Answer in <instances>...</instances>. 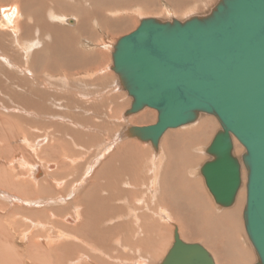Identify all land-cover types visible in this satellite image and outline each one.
<instances>
[{
    "label": "bare ground",
    "instance_id": "bare-ground-1",
    "mask_svg": "<svg viewBox=\"0 0 264 264\" xmlns=\"http://www.w3.org/2000/svg\"><path fill=\"white\" fill-rule=\"evenodd\" d=\"M56 1L21 0V8L12 5L4 10L0 20V28H10V42L18 46L11 50L8 42L0 48V123L6 125L5 132L11 129L8 125L19 129L21 141L35 153L30 157L34 162H27V153L15 150L9 141L5 143L4 139L11 137L0 131V186L16 193L8 195L10 204L0 201V264H153L155 257L158 259L167 251L159 263L162 264L172 247L167 250L165 236L171 223L179 224L185 239L216 246L219 259L248 264L249 250L237 230L246 203L244 179L233 204L225 207L229 209L222 210L212 203L198 175L197 161L203 151L200 144L208 139V129H203L201 120H197L200 113L185 128L168 133L162 149V138L158 145L153 144L155 149L135 141L122 144L124 149H139L129 157L117 145L120 133H106V128L111 124L116 128L119 122L108 121L94 103L97 97L88 94L87 84L65 81L72 77L68 72L62 79L54 77L58 70H84L97 64L100 53L82 55L74 45L77 37L91 36L94 28L104 26L115 34L125 26L120 24L122 20L108 14H120L130 1L153 0H59L64 4L63 10L79 16V20L68 19L79 24L75 30L52 25V18L61 12L56 11ZM9 60L16 63L15 67ZM23 65L29 66L27 70L32 73H26ZM97 67V71L103 70ZM33 71L48 74L40 77ZM120 82L123 86L121 78ZM131 107L126 114L143 109L130 112ZM110 117L114 119L113 115ZM136 119L142 124L154 120V116L145 111L127 121ZM131 128L130 135L136 136ZM42 133L49 136L44 147L40 145L48 137ZM56 148L59 151L54 155ZM241 152L242 148L236 145L234 156ZM5 153H14L11 162L5 161ZM41 153L47 157L46 162L41 160ZM50 160H57L56 169L49 170L56 167L48 164ZM43 162L48 164V173L37 180L45 175L46 168L40 165ZM82 168L86 175L78 180L74 174ZM53 186L66 195L73 194L72 201L66 210L54 205L45 210L49 219L44 221L42 207L38 208L41 201L46 204L51 196L39 195L53 191ZM79 187L82 188L77 191ZM0 195L4 197L1 189ZM57 195L51 202H63L62 195ZM67 213L76 216L75 226L67 224L66 221H74L64 216Z\"/></svg>",
    "mask_w": 264,
    "mask_h": 264
},
{
    "label": "water",
    "instance_id": "water-1",
    "mask_svg": "<svg viewBox=\"0 0 264 264\" xmlns=\"http://www.w3.org/2000/svg\"><path fill=\"white\" fill-rule=\"evenodd\" d=\"M113 69L133 97L130 112L151 107L154 124L133 126L134 135L159 139L169 128L213 114L218 131L202 173L215 201L229 207L242 184V163L234 156V138L245 148L247 174L244 221L264 264V0H219L205 17L183 22L142 19L113 54ZM162 264H215L200 243L175 232Z\"/></svg>",
    "mask_w": 264,
    "mask_h": 264
},
{
    "label": "rangeland",
    "instance_id": "rangeland-1",
    "mask_svg": "<svg viewBox=\"0 0 264 264\" xmlns=\"http://www.w3.org/2000/svg\"><path fill=\"white\" fill-rule=\"evenodd\" d=\"M61 1L57 0L55 2L56 6H57L56 11L57 12L61 11V12L56 14L57 17L52 18V21H51L52 25H55V26L62 28L64 30H67V29L68 30H75V29H77V27L79 25L77 23V21L75 20L74 23H70L68 21V19L70 18V21H71V18H73V17L77 18L79 16L77 14L72 13L71 11L67 12V11L63 10V8H62L63 3ZM106 1L109 2V0H106ZM119 1L122 2L124 0H119ZM125 1H127V0H125ZM218 1L219 0H186L183 3L177 2L175 0H173V1L172 0H153L152 2L148 1L149 3L146 1H143V2L142 1H139V2L138 1H136V2L130 1V2H128V4H126V6H123L124 9H121L122 12L120 14H115V15L114 14H108L109 17L119 19L120 21L122 20L120 24L122 26H125V27H123L125 30L123 28H121L115 34H113L112 29H110V28L109 29L105 28V26H104V28L98 27V28H94L91 36L88 35V36H84L81 38L77 37L75 39L76 43H78V44L75 43L74 45H76V49L79 50L82 55L86 54V53H91V54L100 53V55H99L100 57L98 56L99 60L96 62L97 63L96 65L93 64L91 67H86L84 70L83 69L82 70L81 69H78V70L75 69V71H74V69L66 68V70H67L66 71L63 68L64 69L63 72L61 70L54 72V77H56V79H62V77H64V75L68 72L67 74H69V76H72V77L71 78L67 77V79H65V81L66 80H70V82L76 81L78 83V85H81V86H83L84 83L87 84L86 87L88 88V94H92V97L93 96L97 97V99H96V101H94V103L99 108L101 107L102 113L106 115V117L108 118V121L110 123L119 122V126H116V128L114 127L115 125H112V124L110 125L109 128H106V131H107L106 133H108V135H110V136L114 135V134L118 135L120 133V136L118 135L117 145L119 144L120 146H122V147H120V150L122 149L121 153L123 155H124V153H126L127 155L125 154V156L130 157L131 155H133L134 153H137L139 151L138 148H137L138 150L137 149L135 150L134 148H131L130 150H128L127 148L126 149L123 148L122 144L129 143L131 141H135L138 144H145V145L155 149L153 147V143L151 141H142L138 137L130 135L129 128H131L133 126H144V125L154 124L158 119V111L154 108L145 107L142 110H140L139 112L132 113V114H126V110H128L131 107L133 98L123 88V86L120 82L119 75L112 68L113 67L114 46L117 43L118 39H120L122 36H124L128 33H131L132 31H134L139 26L141 20L144 18L154 17V18H157L161 21H172L173 19L185 21V20H187L191 17H194V16L203 17V16H206V15L211 13V11L214 9V7L218 3ZM32 4H35V3H32ZM100 4H102V3H100ZM12 5L20 7L21 6V0H1L0 1V20L2 19V15L4 13V10L8 9L9 7H12ZM52 6H53V4H52ZM85 6L88 7V4ZM93 6H96V5L93 4ZM2 7H4V9ZM60 8L62 10H59ZM65 17H66V20L64 19ZM122 18H124V19H122ZM9 29L10 28H7V30L0 28V48L2 47L3 44L7 45V43L9 42V44L11 46V50H12V49H16L18 46L14 45L16 42H14V41L10 42L11 31ZM15 41H16V39H15ZM104 41H106V43H103ZM33 51H35V49ZM33 51L31 52L32 54L35 53ZM21 56H22V59L25 60L23 57V53H21ZM9 61H11L10 63H12V60H9ZM15 64L16 63H12L11 64L12 67H15ZM97 66L103 67V70L101 72L97 71V70H99V68ZM23 69L27 70L30 68H29V66L23 65ZM69 72H71L72 74ZM26 73H32V71L27 70ZM33 73L37 76H40V77H42V76L44 77L45 74H48L46 72L43 73V71H41L39 73H35L33 71ZM93 73H94V75H92ZM49 75H51V74L49 73ZM102 103H103V105H102ZM145 111H150L151 115L154 116V120H152L150 122L142 123V124L137 122V119L133 120L131 122L127 121V120H130V118L138 116ZM110 115H113L114 119L112 117H110ZM200 115L201 116L199 118L197 117L198 118L197 120H199V119L201 120V122L203 124V129H208V137H207L208 139L206 140V142L200 144V145H203V146H201V148H203V151H202V155L200 156V158L197 161V163H199L198 164V175L200 176V178L202 180V186L204 187L206 192L210 195L212 203L216 207H219L222 210L223 209L226 210L229 208L221 207L215 202L209 188L206 185L204 176L201 173L202 165L206 161L212 159V155L207 152V148L210 145V143L212 142L215 134L219 130H221L222 127H221L218 119L214 115L208 114V113H200ZM211 117H213V118H211ZM189 124H191V123H189ZM5 126L1 125V123H0V131L3 130V127H5ZM186 126H188V124L180 126L178 128L168 129L163 134V136L161 137L162 139L160 138L161 139L160 149H162L163 141H164L165 137L168 135V133H171V132L176 131L178 129H183ZM7 127L11 128V129H6L7 133L5 132V130H3L2 135L4 136V132H5L11 138L9 140L4 139V141L6 140V141H9L10 143H12L14 148L16 147L15 150H17V151L20 150L22 153H24V152L27 153V156H28V157L26 156L27 162H30V163H31V161L34 162V160L30 159L31 153H34V152L30 149V146L28 147L27 144H25L21 141L22 136L18 135V134H20V130L15 129L14 126L10 127L8 125ZM211 127H212V129H211ZM44 135L48 137V140H46V142H44L40 145L43 147L46 146L49 142V136L46 135L45 133L41 134V136H44ZM42 138H45V137H42ZM6 141H5V143H6ZM20 145L23 147H21ZM236 145H238L240 148H242V152L240 154H235V155L240 159V161L242 163V171H243L242 172V174H243L242 179H244V187H243L244 189L243 188L242 189L244 190V193H246V201H247V191H246L247 190V187H246L247 184L246 183H247L248 171H247V169L244 166L243 161H242V155L245 152V148L236 138H234V147ZM75 147L77 148V150H81L79 147H77V146H75ZM58 151H59V149L56 148L53 151V154L55 155ZM156 151H159V150H156ZM41 154H42L41 160L46 162L45 159L47 157L45 158L44 154L43 153H41ZM3 156L6 157V159H7L5 161L7 163H9L14 158V153L11 155H8L7 153H5V154H3ZM163 161H164V156H163ZM45 162L40 164L41 166H45L44 168L47 167L46 165L51 164V163H53V165L56 166L55 168L50 167L49 170H53V169H56L58 167L57 160H52L48 164H46ZM133 165H132V168H134ZM44 171H45V175L42 174L40 176L41 178L37 179V180H42L43 178L46 177V175L48 173V168H46ZM85 171H84V168H82L80 170L78 169V171H75L74 175L76 176V178L78 177L77 178L78 180H81V178L84 175H86ZM58 188L59 187L56 188L53 186L52 187L53 191L51 190L49 193L43 192L42 195H39V196H42V198L43 197L45 198L46 196H51V199L49 201H47L46 204L43 203V201H41L40 206L38 208V209H40L42 207L41 211H43L42 218L44 221H47L49 219L48 213L44 212L45 210H50V208L53 207V205L58 206V207H65L64 209L66 210L67 205L69 204L70 201H72V195L73 194L70 195V192H68V194L66 195L65 193L61 192V188H59V189ZM81 188L82 187H79L77 189V191H79ZM0 189L4 191V197L2 195H0V198H1L0 201H2L5 204H10L8 195H14L16 193L13 191H9V190H7V188L5 189L4 187H1V186H0ZM10 193H12V194H10ZM57 194L62 195L61 196L62 198H60V201H63V202L55 204V203H53V201L51 202V200H52V198H56L58 196ZM62 199H64V200H62ZM0 205H2V204H0ZM245 206H246V203H245ZM245 206H244V208H245ZM242 214L244 215V209H243ZM243 215L241 217L240 222H238L239 226L238 227H237V225H235V226L237 227V230L240 233V236L242 239L241 241H243V245L246 247L247 250H249L250 261L248 262V264H254L258 261V255H257L255 248L253 247L252 243H250L251 241H250L249 236H248L247 231H246L245 221H244ZM64 216H69L72 219H74L73 222L66 221L68 225H70V226L76 225L77 220H76V216L73 213H67ZM167 229L169 231L166 230L167 232H166L165 236H166V241L170 244V245L169 244L167 245V250L172 246V243L174 242L175 229H178V232H179L182 240H184L186 242L202 244L210 252V254L213 256L215 264L217 263V261H218V263L220 262L219 264H230V260L228 261L227 258H224V260L219 259L218 255L215 252L217 250L216 246H214L212 244L205 243V241H203V240H187V239H185L183 237L182 230L179 227L178 223H171L169 228H167ZM166 252L163 255L159 256L158 259H157V257H155L153 264H159L160 261L162 260V257H164V255L166 254Z\"/></svg>",
    "mask_w": 264,
    "mask_h": 264
}]
</instances>
